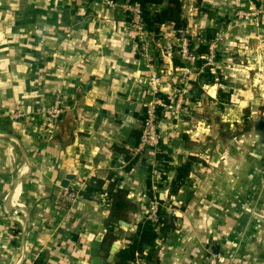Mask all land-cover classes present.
<instances>
[{"label":"crops","instance_id":"obj_1","mask_svg":"<svg viewBox=\"0 0 264 264\" xmlns=\"http://www.w3.org/2000/svg\"><path fill=\"white\" fill-rule=\"evenodd\" d=\"M238 1L182 0L187 31L221 27ZM189 6L195 12L186 13ZM126 31L124 12L96 0H0V147L7 146L0 153V264H90V243L99 227L105 233L109 214L99 195L115 185L127 189V220L115 240H104L101 256L113 242L126 246L159 197L171 228L159 222L154 246L129 264H205L215 249L228 264H264V17L259 30L237 34L226 50L233 60L223 61L238 71L225 79L229 95L209 87L208 133L164 131L159 147L171 165L197 159L176 193L173 170L152 176L147 160L128 169L114 151L134 147L145 94L147 73ZM58 94L65 110L50 124L36 110ZM16 106L27 115L13 122L8 113ZM70 173L67 189L80 191L97 176L102 193L65 202L61 184Z\"/></svg>","mask_w":264,"mask_h":264},{"label":"rangeland","instance_id":"obj_2","mask_svg":"<svg viewBox=\"0 0 264 264\" xmlns=\"http://www.w3.org/2000/svg\"><path fill=\"white\" fill-rule=\"evenodd\" d=\"M253 1L254 0H244L238 1L237 3L233 4L231 9L227 11V13L229 12L228 16H231V19L229 21H226L224 24L221 23V27H216V29L210 27L203 29L198 28L194 30L193 33H190L191 37H189L192 41V44H190L189 46L190 52H195L196 54H198L196 51L198 44L208 45V42H202V40L197 37L199 33L205 34L207 29L211 30V33L213 34L211 42L214 41L216 47L214 49V58L211 63L204 64V62H202L200 67L197 66V68L195 65L193 67L192 73L188 74L187 76L183 75V66L173 67V65L171 66L170 64V59H177V61L179 62V58L176 55V41L174 32L172 30L170 32V30L166 28L165 25H162L160 27V32L157 35L152 34L151 36H148V46L146 47L145 51H141V42L137 38L138 31L132 28L129 24H126V33H128V35L133 39L136 48L139 51L140 57L143 60L144 68L147 73L144 81L141 82L143 85V92L145 93L143 94L144 96L141 105H143V102L146 98L152 99L153 101V98L155 96L154 91L156 90L160 91L159 93H161L162 97L165 95L167 97V100L169 101L168 104L170 105V107L163 109L162 112H159L158 116L156 117L158 149H160V144H163V142H166L167 140V138H165L166 136L164 135V131L166 129H168L169 133H171L170 136L179 135L181 133L192 134L193 131L195 133L196 131H201V133L203 134L208 133L211 121L206 115L207 111L205 110V107L208 102L210 103V100H213V98H210L208 94L209 87L211 85H216V91L221 90L222 93H227L229 95L227 87L224 86L225 79L230 73H235L236 71H238L237 69L231 68L232 65L229 66V64L223 61L233 60V56L231 59V56L226 52V50L231 45L234 37L237 34L242 36L249 33L252 35L253 32L259 30L261 22L263 21L264 15L258 17V25L250 23H248V25H242L240 23V21H243V19L239 18L240 15H245L246 13L250 15L252 14V12L249 11L248 7L249 3ZM96 2L100 6L108 9L110 12L115 11L116 9H121L123 11V3H119V1H116L114 4H110L101 0H96ZM205 7V5H202L199 9L202 10V8ZM184 10L186 11V13H190L192 11L195 12L196 9L191 10L189 6L185 7ZM205 13L208 15L209 11L207 12L206 10ZM248 17L250 19L251 16ZM252 22L254 23L255 20H253ZM251 27H255L254 31L252 30L253 32H251ZM168 45H170L171 48ZM207 73H211L214 76V84H206L204 82V75L206 76ZM166 84L170 89L169 94H165V92H162ZM194 88H196L197 90H194ZM192 91H197L199 95L197 99L194 98ZM214 99H220L217 93ZM200 100L202 101V103L200 102ZM52 103L53 100L45 108L37 109L36 113H41L43 116L48 118V116L44 114V111L48 107H51ZM24 112L26 116L27 113L26 111ZM61 115L62 113L59 115V117ZM194 135L195 134L191 136ZM4 145L0 147V153H3V155L4 153H6L5 147H7L6 145ZM156 150V148L155 150L151 151L149 149L143 148L140 152H137L136 147L132 148V153L133 155L137 154V157L139 159L138 161L147 160L152 163V176H157L158 174V167L156 165L157 161L155 160L157 152ZM5 157H7L6 154ZM16 169V166H14L11 172L12 175L14 174Z\"/></svg>","mask_w":264,"mask_h":264},{"label":"trees","instance_id":"obj_3","mask_svg":"<svg viewBox=\"0 0 264 264\" xmlns=\"http://www.w3.org/2000/svg\"><path fill=\"white\" fill-rule=\"evenodd\" d=\"M116 2L117 0H112ZM128 3H139L142 10V20L146 24V29L149 32L154 34H158L160 32V27L163 24L171 23L172 29H181L187 31V22L182 14V0H127ZM201 11L206 12L205 9ZM190 36V34H189ZM213 34L210 29H207L205 34L199 33L197 36L202 40V42H208L212 39ZM197 53L199 55L206 52L207 45L198 44ZM175 67L180 66V63L177 59H172ZM202 60H197V65L200 66L202 64ZM221 76V75H220ZM219 76V77H220ZM204 82L206 84H214V76L211 73H207L204 75ZM194 98H198L197 91H192ZM165 97V96H164ZM141 134V128L133 129L131 132V140L134 147H136L139 143V138ZM114 151L121 152L124 154L125 160H127L128 166L130 169L133 167L135 163L144 162V160L138 161L137 154L133 155L132 150L129 148H122L117 145L114 146ZM155 160L158 163V171L160 174L163 172H168L169 170L174 171V176L170 182V192L176 193L180 186L184 184L189 174L192 172L193 165L197 162V159L194 156H187L183 162H181L177 166L171 165V158L160 148L157 149ZM147 174L150 177L151 167L148 164H145ZM103 179L101 177L92 176L88 179V181L84 184L82 190L79 191L80 196L83 198H89L94 194L102 193L103 189ZM155 186L160 187L159 182L154 183ZM151 181L150 178L147 181L146 186V195L147 197L152 198L153 193L151 189ZM110 201L107 205L109 214L108 218L104 223L105 240H115L116 239V230L119 226V221L127 220V213L125 209L129 206V201L126 199L127 189L121 187L119 185L111 186L106 190ZM157 201L159 206L164 200L157 197ZM157 207V215L161 218L160 228L165 229V232L171 228L166 219V214L163 211H160V207ZM12 233L17 232V228L13 226L11 228ZM158 237V233L156 230V224L152 223L151 220L147 219L146 216L137 224L136 230L130 234L127 239L126 246L120 248L115 253V259L112 264H129L133 262L136 258V254H141L144 248L149 247L152 248L155 244V240Z\"/></svg>","mask_w":264,"mask_h":264},{"label":"built area","instance_id":"obj_4","mask_svg":"<svg viewBox=\"0 0 264 264\" xmlns=\"http://www.w3.org/2000/svg\"><path fill=\"white\" fill-rule=\"evenodd\" d=\"M105 1L110 4H114L115 2L112 0H101ZM249 11L252 14L246 13L245 15H240V21L242 25L254 24L258 25V17L264 15V0H254L253 2L249 3L248 7ZM123 12L126 17V24H129L132 28L138 31L137 38L141 42L140 49L141 51H145L146 47L148 46V36L154 34L149 32L146 29V24L143 22L141 14L142 10L139 3H128L127 1L123 3ZM248 16H251L250 19ZM255 20L253 23L252 21ZM164 25V24H163ZM174 32V37L176 41V55L178 56V60L180 62V66L183 70V75L191 74L193 71V67L196 65L197 68V60L200 59L204 62V64L211 63L214 58V49H215V42L211 40L208 41L206 52L199 55L195 52H190V44H192L189 34L183 28L181 29H172ZM211 42V43H210ZM170 48L171 46L168 45ZM200 67V66H199ZM200 69V68H199ZM198 69V70H199ZM169 87L166 84L162 92L165 94H169ZM160 91H154V98L152 99L146 98L142 105V123H141V134L139 138V143L136 146V151L140 152L143 148L151 150L158 149V135L156 131V121L159 112H162L163 109L169 108L170 105L168 104L167 97L161 96ZM64 112V107L62 104V99H60L59 95H55L53 99V103L51 107H48L44 114H46L50 120V124H53L58 119L59 115ZM25 116V112L19 108L18 106L14 107L8 113V119L10 121H17ZM157 151V150H156ZM63 199L65 202L74 201L79 198V191L74 189H64L63 192ZM101 203H106L108 205L110 198L108 197L107 193H102L99 195ZM157 203H154L149 213L146 215V218L151 220L152 223L158 224L160 222V218L157 215ZM11 238V236H10ZM3 252L0 251V257H3ZM229 258L221 255L220 253L214 254L213 252L209 251L205 258V264H228Z\"/></svg>","mask_w":264,"mask_h":264},{"label":"water","instance_id":"obj_5","mask_svg":"<svg viewBox=\"0 0 264 264\" xmlns=\"http://www.w3.org/2000/svg\"><path fill=\"white\" fill-rule=\"evenodd\" d=\"M89 70H87L88 73ZM194 90H197L194 88ZM200 92V91H198ZM73 150V149H72ZM73 153V152H72ZM72 160V159H71ZM72 162V161H71ZM69 170H72L71 167H68ZM74 178V174L70 173L67 174L66 177L64 178L61 186L63 188H67L69 181H71ZM121 225H125L124 222H120ZM104 229L102 227H99L97 229V233L94 237V239L90 243V248H89V257H90V264H112L114 260L115 253L119 249V245L116 242H113L108 250V254L103 257L100 255V250L104 242ZM214 254L218 253V250L215 249L213 251Z\"/></svg>","mask_w":264,"mask_h":264}]
</instances>
